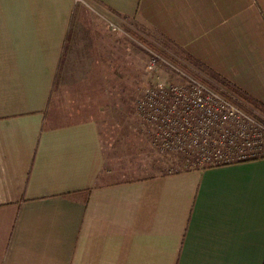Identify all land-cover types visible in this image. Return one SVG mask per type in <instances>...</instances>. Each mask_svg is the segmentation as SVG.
<instances>
[{
  "label": "crops",
  "instance_id": "crops-1",
  "mask_svg": "<svg viewBox=\"0 0 264 264\" xmlns=\"http://www.w3.org/2000/svg\"><path fill=\"white\" fill-rule=\"evenodd\" d=\"M126 21L264 103V0H0V264H264V155L105 183L97 120H51Z\"/></svg>",
  "mask_w": 264,
  "mask_h": 264
},
{
  "label": "rangeland",
  "instance_id": "rangeland-1",
  "mask_svg": "<svg viewBox=\"0 0 264 264\" xmlns=\"http://www.w3.org/2000/svg\"><path fill=\"white\" fill-rule=\"evenodd\" d=\"M108 31L103 50L98 53V74L92 78L91 86L75 84L67 90L60 74L50 109L54 117L51 120L56 122L79 117L97 120L104 155L102 182L135 180L236 158V153L221 151L216 156L208 150H196L190 131L182 143L175 139V131L165 138L164 129L172 125L151 118L157 112L150 104L152 100L145 97L148 89L180 85L189 92L199 83L264 124L260 109L201 69L183 49L157 31L132 21L123 22L116 29L109 27ZM142 101L147 102L145 110L140 107ZM200 128L199 124L194 134L199 143H204L206 136L211 141V133L207 135Z\"/></svg>",
  "mask_w": 264,
  "mask_h": 264
},
{
  "label": "built area",
  "instance_id": "built-area-1",
  "mask_svg": "<svg viewBox=\"0 0 264 264\" xmlns=\"http://www.w3.org/2000/svg\"><path fill=\"white\" fill-rule=\"evenodd\" d=\"M145 97L147 100H152L150 104L157 112L152 114L151 118L157 122L172 125L171 128L164 129L165 138H169L168 136L173 134L171 131H175V139L182 143L190 131L189 133L193 135L190 139L195 143L196 150L204 152L208 150L216 156L217 152L221 153V151L237 154L236 158L230 161L211 165L250 160L264 155L262 154L264 149L263 122L199 83H195L193 90L189 92L180 85L148 89ZM146 103L142 101L140 104L143 110L146 109ZM199 124L202 127L201 131L207 135L211 133V141L208 142L206 136L204 143H199L194 137L197 133L195 128H198ZM203 144L206 146L208 144V146L205 147ZM180 148L186 150L184 147Z\"/></svg>",
  "mask_w": 264,
  "mask_h": 264
},
{
  "label": "trees",
  "instance_id": "trees-1",
  "mask_svg": "<svg viewBox=\"0 0 264 264\" xmlns=\"http://www.w3.org/2000/svg\"><path fill=\"white\" fill-rule=\"evenodd\" d=\"M187 54V53H186ZM189 58L196 64L198 65L201 69H204L207 73H209L212 77L220 81L223 85L227 86L229 89H231L233 92H235L238 96L246 100L248 103L254 105L258 109H260L264 113V103L261 102L260 100L256 99L252 95H250L248 92H245V90L241 89L238 87L236 84L232 83L231 80L223 77L213 69H211L209 66L205 65L201 61L197 60L196 58L192 57L191 55L187 54ZM209 166H214V165H209ZM208 167V166H205ZM190 168H201V167H188L186 169ZM204 168V167H203ZM184 169V170H186ZM177 172V171H175Z\"/></svg>",
  "mask_w": 264,
  "mask_h": 264
}]
</instances>
